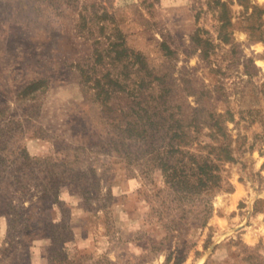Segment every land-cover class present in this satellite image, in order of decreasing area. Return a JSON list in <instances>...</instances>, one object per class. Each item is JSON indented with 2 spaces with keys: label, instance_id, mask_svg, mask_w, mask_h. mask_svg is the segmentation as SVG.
<instances>
[{
  "label": "rangeland",
  "instance_id": "rangeland-1",
  "mask_svg": "<svg viewBox=\"0 0 264 264\" xmlns=\"http://www.w3.org/2000/svg\"><path fill=\"white\" fill-rule=\"evenodd\" d=\"M225 1L229 39L216 0H0V264H264V0Z\"/></svg>",
  "mask_w": 264,
  "mask_h": 264
},
{
  "label": "trees",
  "instance_id": "trees-1",
  "mask_svg": "<svg viewBox=\"0 0 264 264\" xmlns=\"http://www.w3.org/2000/svg\"><path fill=\"white\" fill-rule=\"evenodd\" d=\"M216 6H218L219 8V13H218V17L221 21V24L219 25L220 29L224 31V38L226 39H229V36L226 35V34H230L227 32L226 30V26L230 24V16L228 15V3L227 1L225 0H216ZM259 12H264V9H259L258 10ZM104 14H107L106 11H104ZM258 18V16H257ZM257 18H255L256 20H258ZM260 21L257 22V25L255 27V29H253L252 27V30H259L258 33H254L255 36H262V31L260 29ZM124 37V36H122ZM261 38V37H260ZM192 39L195 40V33L194 35H192ZM121 46V47H120ZM107 55H110L111 52H115L117 54H121V53H125V54H133L134 56V61L135 62H140L141 60L144 59L143 55L141 52H136L135 50L127 47L125 45V40L122 38L121 39V42L118 43L116 41H111L110 42V49L107 50ZM94 54L97 55V60L101 61V58L103 57V54L101 53V51H99V49H94ZM115 59L117 58L114 57ZM95 67L91 68L93 69V71H95L96 69H94ZM83 70V73L86 74V78H85V81H90V83L92 84L91 86L94 88V94L97 95V96H100L101 100L104 101V102H108V100L110 99L111 95L113 94L114 91L116 90H120V88H118L117 86L120 85V81L117 77H112L111 75H109V73H105V74H102V75H96L95 74H92V73H85V70L84 69H81ZM103 76H105L106 78L103 79ZM36 82H33L31 84L28 85L27 88L31 87L33 84H35ZM118 88V89H117ZM203 94L206 97V101H207V98L209 99L211 96L209 95L208 91L205 90L203 91ZM209 101V100H208ZM209 103V102H208ZM200 106H197L196 109L199 110V111H202L207 114L208 116V120L207 122H210L209 125L211 126H215L216 127V133H218L222 139H225V136L228 135L227 131H226V125L222 124V121L220 120L219 117H221L222 114L220 113H216L215 111H213L214 109H209V105L207 106V104L204 102V103H201L199 104ZM212 110V111H211ZM211 120L212 123H211ZM220 130V132H218ZM180 131L183 133V134H186L187 132L186 131H183V129H180ZM222 144V143H221ZM220 144V146H221ZM185 145H188V143H185ZM225 148L228 147V143L224 144ZM231 156V155H229Z\"/></svg>",
  "mask_w": 264,
  "mask_h": 264
}]
</instances>
